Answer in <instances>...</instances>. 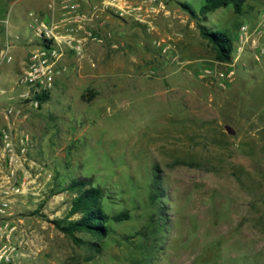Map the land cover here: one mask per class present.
Instances as JSON below:
<instances>
[{"label": "rangeland", "instance_id": "374dc122", "mask_svg": "<svg viewBox=\"0 0 264 264\" xmlns=\"http://www.w3.org/2000/svg\"><path fill=\"white\" fill-rule=\"evenodd\" d=\"M24 1L0 0L3 40L2 18L13 22ZM81 1L92 20L75 33L97 39L81 54L67 49L50 98L11 117L29 134L26 167L37 176L9 210L26 231L13 264H264V54L236 53L242 24L263 27L264 0L198 18L183 4L199 11L205 0ZM45 14L58 33L71 29ZM199 22L230 35V62ZM8 123L0 113V130ZM155 175L163 189L153 201ZM79 177L102 188L107 213L130 215L106 237L75 240L54 223L69 215L77 192L66 186Z\"/></svg>", "mask_w": 264, "mask_h": 264}, {"label": "built area", "instance_id": "2783aa9c", "mask_svg": "<svg viewBox=\"0 0 264 264\" xmlns=\"http://www.w3.org/2000/svg\"><path fill=\"white\" fill-rule=\"evenodd\" d=\"M115 1V0H112ZM108 0V3H113ZM49 10L62 15L61 25L71 26L65 34L58 33L47 19L33 17L31 27L37 35L35 48H32L24 62L23 68L12 87L0 84V101H7L0 113L8 120V127L0 130V216L5 220L0 224V264H13L20 249L26 242V231L20 228L19 223L11 222L9 210L12 204L21 195L33 193L35 176L31 169L26 167L28 161V146L30 137L25 131L13 126L11 117L18 118L22 114L21 104L32 108H39L42 103L39 96L51 92L61 73L60 62L67 49L82 53L85 42L97 39L92 30L84 28V34L75 33L83 22L92 20L85 12V3L81 0H49ZM6 23L8 20H4ZM236 53L240 57L246 49H256L258 54H264V24L262 28L251 30L248 25L239 27ZM16 39H20L16 36ZM12 43L8 40L0 49V68L4 61L11 62L10 54ZM233 73L229 71V76ZM225 77L224 72H220ZM30 165V164H29ZM34 175V176H33ZM37 177V176H36ZM23 236L19 243L13 238Z\"/></svg>", "mask_w": 264, "mask_h": 264}, {"label": "trees", "instance_id": "16d2710c", "mask_svg": "<svg viewBox=\"0 0 264 264\" xmlns=\"http://www.w3.org/2000/svg\"><path fill=\"white\" fill-rule=\"evenodd\" d=\"M246 0H205L199 11L191 8L188 4H183L194 18L206 16L207 13L215 11L220 7L233 5L236 12L242 11ZM4 20V18H3ZM199 29L203 37L207 38L216 50V57L223 62H230L233 57L234 41L230 35L223 30H210L203 23L199 22ZM50 98V92L39 96L43 104ZM161 177L155 175L154 188L151 199L155 201L162 195ZM66 189L77 192L72 200L69 215L65 218L54 220L56 227L68 236L78 240L76 232L88 231L100 237H106L111 232V221H123L130 217L127 211H122L111 215L107 213L102 205L104 198L103 190L100 186H94L89 177L74 178L66 186ZM80 213L79 218L72 219L71 216Z\"/></svg>", "mask_w": 264, "mask_h": 264}, {"label": "crops", "instance_id": "0c3cea01", "mask_svg": "<svg viewBox=\"0 0 264 264\" xmlns=\"http://www.w3.org/2000/svg\"><path fill=\"white\" fill-rule=\"evenodd\" d=\"M17 1L19 0H8V2L14 3ZM48 4L49 0H25L24 3H20L18 8L16 9L14 13V21L9 24L7 22V26L4 31L5 39L3 40V37L0 38V49L5 46L7 40L12 43V46L10 47V54L13 55V60L11 62L4 61L0 68V76L2 75L0 79H3V81L4 77H7V79H12L13 77L15 78V76H19L28 53L30 52L31 47L34 46L31 42L36 40L35 37H37L34 28L31 27L33 18L30 16V14H34L35 17H40L41 19H46L45 12L47 13V11L49 10ZM27 27L29 30L28 32L26 30ZM11 30L17 31V34H13ZM12 34L15 36H13ZM16 36H18L20 39H16ZM13 49L20 51L22 55L17 57L13 53Z\"/></svg>", "mask_w": 264, "mask_h": 264}]
</instances>
